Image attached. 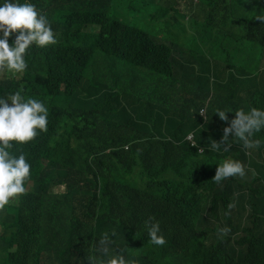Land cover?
I'll list each match as a JSON object with an SVG mask.
<instances>
[{
  "label": "trees",
  "instance_id": "trees-1",
  "mask_svg": "<svg viewBox=\"0 0 264 264\" xmlns=\"http://www.w3.org/2000/svg\"><path fill=\"white\" fill-rule=\"evenodd\" d=\"M29 2L56 43L31 46L21 78L0 76V96L41 100L48 125L10 149L31 167L18 203L0 210V264H91L107 259L105 234L108 256L132 264H264V136L246 148L230 134L227 151L209 150L227 125L217 109L229 120L264 109V0ZM177 2L205 18L211 42L189 38ZM171 10L174 36L168 22L159 38L128 20L147 11L159 22ZM207 45L214 64L195 54ZM226 158L245 175L214 182ZM149 219L164 245L150 243Z\"/></svg>",
  "mask_w": 264,
  "mask_h": 264
},
{
  "label": "clouds",
  "instance_id": "clouds-1",
  "mask_svg": "<svg viewBox=\"0 0 264 264\" xmlns=\"http://www.w3.org/2000/svg\"><path fill=\"white\" fill-rule=\"evenodd\" d=\"M217 1L222 6L225 3V0ZM197 5L198 2L195 1L194 7ZM177 7L183 14L188 15L189 38L200 36L202 39L211 42L203 27L205 18H197L195 16L196 9L192 10L189 7L183 9L178 2ZM39 11L29 0H24V2L21 0H0V68L8 70L13 75L23 74L28 67L25 55L31 46L45 47L56 43L53 30L47 19L48 16L41 7H39ZM142 13L150 18L154 26V33L151 34L138 27L150 35L160 38L156 20L149 12L143 11ZM200 13L202 16L204 15L203 10ZM175 15H177L176 11L171 10L166 18L161 19L165 20V31L167 32L165 35H169L166 22L170 24V35L174 36L176 33L177 27L173 25ZM178 18L184 22L183 17L178 16ZM256 19L264 21V15H258ZM10 37H14L11 45L9 43ZM194 51L196 56L199 54L206 56L198 60H203L206 64H208V60H212L208 45L206 48L202 47V49H194ZM215 60L216 58L212 60L213 64L216 62ZM228 112L232 111L226 112L219 109L215 111L220 120L226 121L227 125L223 128L220 141L213 140L209 150H219L223 145L224 150L227 151L230 147L228 144L230 134L242 141L246 148L252 147L253 141L250 138L254 133L261 130L262 136H264V109L256 107H252L248 111L237 109L234 111V118L230 120L227 115ZM199 113L206 117L207 106L202 108ZM47 125L48 108L41 100L31 97L25 98L20 91L8 95L7 98L0 96V210H7L8 207L4 206L9 203V200L13 202V205L18 203L19 194L25 192L24 182L30 176L31 165L26 161L25 155L23 153L14 155L10 151L13 148V142L17 145L31 142L38 137L39 132L47 131ZM195 136V131L187 136V141L191 142L193 146L197 145ZM202 150L203 148L200 149V151ZM243 150L245 149L243 148ZM245 151L248 155L257 158L256 153ZM216 165L215 174L212 177L214 182L219 183L229 177L245 175L244 165L239 160L226 158ZM207 211L208 209L205 212L202 211L200 216H205ZM145 227L151 244L158 246L165 244V237L161 232L159 222H153L152 219L146 220ZM221 231H227V229H221ZM108 244L109 238L105 234L99 241V251L107 259L89 257L88 260L91 264H132V262H127L123 256H108Z\"/></svg>",
  "mask_w": 264,
  "mask_h": 264
},
{
  "label": "rangeland",
  "instance_id": "rangeland-1",
  "mask_svg": "<svg viewBox=\"0 0 264 264\" xmlns=\"http://www.w3.org/2000/svg\"><path fill=\"white\" fill-rule=\"evenodd\" d=\"M194 1H197V0H194ZM181 7L183 9L186 8L185 5L183 4H180ZM133 19V20H132ZM132 19H128L132 24H135L143 29H145L146 31H148L149 33L153 34L154 33V26H153V23L151 22L150 18L147 17L146 15H144L143 13L141 12H137L134 16V18ZM137 23H135V20ZM157 25V30H158V36L162 37L163 35L167 34V32L165 31L166 29V26H165V20H161L159 22L156 23ZM161 30V31H160ZM115 71V70H114ZM2 75H13L12 73H10L8 70L6 69H3V68H0V76ZM22 73H18L16 74L15 76L17 78H21L22 77ZM10 205H13V202L11 200H9V203L6 204L4 207H9Z\"/></svg>",
  "mask_w": 264,
  "mask_h": 264
}]
</instances>
